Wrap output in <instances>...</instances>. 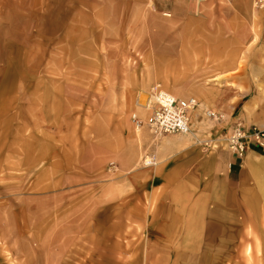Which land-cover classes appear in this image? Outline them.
Listing matches in <instances>:
<instances>
[{
  "label": "rangeland",
  "instance_id": "rangeland-1",
  "mask_svg": "<svg viewBox=\"0 0 264 264\" xmlns=\"http://www.w3.org/2000/svg\"><path fill=\"white\" fill-rule=\"evenodd\" d=\"M131 1L117 0L116 10L146 7L142 0ZM257 1L264 0H230L223 7L225 35L261 30L264 49V2ZM66 3L0 0V264L128 261L121 253L110 256L113 247L117 251L130 242L121 237L120 226L107 225L106 201L116 223L125 204L139 200L125 185L145 183L133 174L157 166L158 142L177 135L160 136L132 120L133 111L144 115L137 102L153 84L165 88L166 69L177 72L175 46L161 62L157 45L158 39L173 38L174 30L103 34L100 42L93 27L97 19L87 17L81 23L89 27L82 24L76 28L80 35L70 36L65 30L73 22L70 13L61 14ZM101 7L114 10V0H101ZM132 19L135 29L138 16ZM206 33L202 27L197 36ZM240 60L244 66L246 57ZM182 62L189 69L185 79L208 77L191 71L198 66L191 57ZM165 77L178 85L175 76ZM210 123L204 130L220 126L209 128ZM110 232L115 244L106 241ZM249 238L243 258L222 262L264 264V250Z\"/></svg>",
  "mask_w": 264,
  "mask_h": 264
},
{
  "label": "crops",
  "instance_id": "crops-1",
  "mask_svg": "<svg viewBox=\"0 0 264 264\" xmlns=\"http://www.w3.org/2000/svg\"><path fill=\"white\" fill-rule=\"evenodd\" d=\"M63 1L67 3L61 14L70 13L67 17L73 21L65 28L70 36L80 35L76 28L87 17L97 19L93 27L100 42L103 34L174 30L173 38L158 39L157 45L161 62L168 61L169 47L175 46L177 72L166 69L165 76H175L178 85L165 76L161 79L170 92L199 101L192 132L165 136L157 145L158 165L133 174L145 183L125 185L139 200L127 202L116 223L112 204L106 201L111 210L107 225L120 226L121 237L130 242L120 246L123 252L112 248L111 257L121 253L128 258L116 259V264H225L222 261L243 258L240 251L249 236L258 250H264V147L250 141L246 155L238 157L222 139L239 123L264 128L263 32L246 29L242 35H225L229 22L223 20V7L230 0H142L146 7L128 10H116L114 0L109 12L101 0ZM133 16H138L135 29ZM83 25L89 27L87 22ZM202 27L207 35L199 39ZM252 41L255 47L249 48ZM184 57L198 62L191 71L208 77L198 82L185 79L189 69ZM206 110L215 116L207 117ZM209 121V128L215 123L219 128L204 130ZM202 139L212 140L213 149L205 150ZM112 189L106 188V194ZM114 239L115 232L107 233L106 241L115 244Z\"/></svg>",
  "mask_w": 264,
  "mask_h": 264
},
{
  "label": "built area",
  "instance_id": "built-area-1",
  "mask_svg": "<svg viewBox=\"0 0 264 264\" xmlns=\"http://www.w3.org/2000/svg\"><path fill=\"white\" fill-rule=\"evenodd\" d=\"M263 2L257 1V4ZM146 95L144 99L140 100L141 98H139L137 102L144 115L137 111L132 113V120L136 127L150 128L157 135L192 132V115L199 106L196 97L184 98L178 96L160 84L153 85ZM206 116H215V112L206 110ZM222 139L234 154L238 157H244L250 148V141L264 147V128L239 123L234 129L224 134ZM200 143L205 150L213 147L212 140L202 139Z\"/></svg>",
  "mask_w": 264,
  "mask_h": 264
},
{
  "label": "bare ground",
  "instance_id": "bare-ground-1",
  "mask_svg": "<svg viewBox=\"0 0 264 264\" xmlns=\"http://www.w3.org/2000/svg\"><path fill=\"white\" fill-rule=\"evenodd\" d=\"M137 128H145V127H140V126H138ZM156 136H157V135H156ZM160 136H163V135H160ZM160 136H159V137H160Z\"/></svg>",
  "mask_w": 264,
  "mask_h": 264
}]
</instances>
